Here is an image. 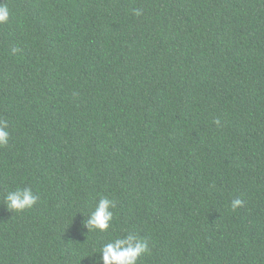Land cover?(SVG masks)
<instances>
[{"label": "trees", "instance_id": "obj_1", "mask_svg": "<svg viewBox=\"0 0 264 264\" xmlns=\"http://www.w3.org/2000/svg\"><path fill=\"white\" fill-rule=\"evenodd\" d=\"M3 3L0 264H94L128 232L139 264H264V0ZM17 187L37 204L8 210Z\"/></svg>", "mask_w": 264, "mask_h": 264}, {"label": "clouds", "instance_id": "obj_2", "mask_svg": "<svg viewBox=\"0 0 264 264\" xmlns=\"http://www.w3.org/2000/svg\"><path fill=\"white\" fill-rule=\"evenodd\" d=\"M133 13L136 16L142 15L140 9H133ZM9 19V8L3 3V0H0V25L7 23ZM8 129L9 122L0 117V147H5L9 143L10 133ZM3 201L8 210L18 213L36 205L38 196L33 193L31 188L17 187L14 191H8L3 197ZM242 204L243 201L236 198L231 201L230 206L235 210ZM115 209V199L102 196L97 201L94 208L87 214L89 218L82 223V227L88 229L86 233H83L87 240L91 234L109 232L114 220ZM97 253L99 254L98 259L95 257ZM150 253L151 246L146 238L134 232H128L122 236L117 234L108 242L103 243L94 255L88 257H94V264H139L140 258Z\"/></svg>", "mask_w": 264, "mask_h": 264}]
</instances>
